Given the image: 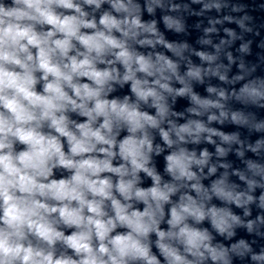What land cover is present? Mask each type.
<instances>
[{
    "label": "clouds",
    "instance_id": "1",
    "mask_svg": "<svg viewBox=\"0 0 264 264\" xmlns=\"http://www.w3.org/2000/svg\"><path fill=\"white\" fill-rule=\"evenodd\" d=\"M160 6V0L146 4L150 14ZM164 20L182 30L173 18ZM157 45L178 59L154 51ZM187 49L166 42L155 21L143 22L137 0H0V264H162L161 257L163 264H231L230 253H251L244 240L230 248L214 244L201 225L208 221L230 239L238 226L252 232L264 224L260 216L245 223L230 207L250 215L251 193L264 188V163L247 159L245 170L232 173L245 189L230 180L228 163L205 186L217 173L212 153L187 145L214 144L218 157L241 145L236 155L243 158L239 134L210 125L228 121L264 132V121L226 109L222 88L209 86V97L196 93L193 81L227 76L219 65L190 61L181 74ZM195 55L209 65L217 60ZM125 85L130 95H112ZM232 96L264 107V80ZM177 97L191 105L183 123L184 113L172 107ZM156 135L164 146L154 143ZM165 147L169 179L153 162ZM247 150L260 156L264 138ZM141 173L151 186H142ZM258 207L264 209V193ZM251 259L264 264V251Z\"/></svg>",
    "mask_w": 264,
    "mask_h": 264
},
{
    "label": "water",
    "instance_id": "2",
    "mask_svg": "<svg viewBox=\"0 0 264 264\" xmlns=\"http://www.w3.org/2000/svg\"><path fill=\"white\" fill-rule=\"evenodd\" d=\"M160 3L162 6L155 7L154 12L169 43L188 45L184 59L179 61L182 70H187L190 61L201 67L215 68L219 65L221 74L227 76V81H221L215 76H206L202 84L193 81V90L201 97H209L210 94L206 91L209 86L222 88L229 95L227 101H222L226 109L243 111L256 122L264 121V107L241 103L232 96L245 83L264 80V0H160ZM165 16L177 21L182 30L168 28ZM209 28L215 30L206 33L205 30ZM226 30H230L232 34ZM203 40H210L211 44H204ZM216 46H219V51ZM198 51L214 54L217 60L209 65L195 55ZM210 98L217 97L213 94ZM213 111L218 114V110ZM212 124L227 134L238 133L244 141L243 158L236 155V149L241 148V145L234 144L229 151L241 170H245L244 161L247 159L264 163V152L257 156L247 150V144H254L257 139L264 138V132L250 131L246 126L228 121ZM255 191L260 197L264 188H256Z\"/></svg>",
    "mask_w": 264,
    "mask_h": 264
}]
</instances>
